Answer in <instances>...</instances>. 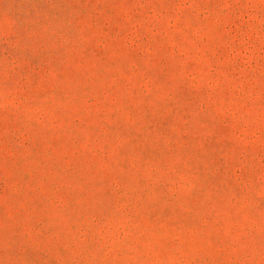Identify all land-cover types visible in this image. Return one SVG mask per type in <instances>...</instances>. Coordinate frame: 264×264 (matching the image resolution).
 Returning a JSON list of instances; mask_svg holds the SVG:
<instances>
[{"label": "rangeland", "instance_id": "rangeland-1", "mask_svg": "<svg viewBox=\"0 0 264 264\" xmlns=\"http://www.w3.org/2000/svg\"><path fill=\"white\" fill-rule=\"evenodd\" d=\"M0 264H264V0H0Z\"/></svg>", "mask_w": 264, "mask_h": 264}]
</instances>
